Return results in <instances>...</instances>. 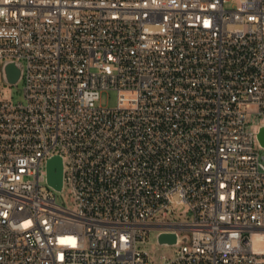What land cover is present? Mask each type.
<instances>
[{
	"label": "built area",
	"instance_id": "1",
	"mask_svg": "<svg viewBox=\"0 0 264 264\" xmlns=\"http://www.w3.org/2000/svg\"><path fill=\"white\" fill-rule=\"evenodd\" d=\"M0 76V264H264V0H0Z\"/></svg>",
	"mask_w": 264,
	"mask_h": 264
},
{
	"label": "rangeland",
	"instance_id": "2",
	"mask_svg": "<svg viewBox=\"0 0 264 264\" xmlns=\"http://www.w3.org/2000/svg\"><path fill=\"white\" fill-rule=\"evenodd\" d=\"M233 1H228L225 3V8H231ZM0 86L3 92H6L10 95L11 99L14 102L23 101V82L19 81L16 85H8L4 83L0 76ZM117 93L114 90H103L100 92L99 99L97 104L104 107H113L116 105ZM67 163V159H65ZM71 194L69 192L68 184H65L61 192L56 193V200L60 204H65L68 206H73L71 201ZM186 208L181 205H174L169 209L166 220L172 221H183L189 218V215H186ZM149 251V264H161L165 260L172 258L175 255L177 246L174 245H160L157 241V231L151 230L149 233L148 241L144 245Z\"/></svg>",
	"mask_w": 264,
	"mask_h": 264
},
{
	"label": "water",
	"instance_id": "3",
	"mask_svg": "<svg viewBox=\"0 0 264 264\" xmlns=\"http://www.w3.org/2000/svg\"><path fill=\"white\" fill-rule=\"evenodd\" d=\"M21 69L18 65L13 63L5 64V79L14 84L19 80ZM258 139L262 146H264V125L261 126ZM48 183L56 190L60 191L62 187V171L63 163L60 156H53L47 161ZM159 244L172 245L177 242V236L174 233L161 232L157 235Z\"/></svg>",
	"mask_w": 264,
	"mask_h": 264
}]
</instances>
